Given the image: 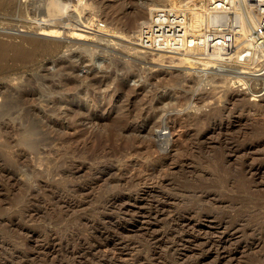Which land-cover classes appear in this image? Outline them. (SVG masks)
<instances>
[{
	"label": "rangeland",
	"instance_id": "1",
	"mask_svg": "<svg viewBox=\"0 0 264 264\" xmlns=\"http://www.w3.org/2000/svg\"><path fill=\"white\" fill-rule=\"evenodd\" d=\"M5 1L0 40L31 50L0 54V264H264L259 56L242 64L224 52L139 45L156 10L201 0ZM29 38L39 41L33 49ZM236 69L250 72L239 80ZM72 77L81 97L74 105L88 106L75 118L62 84ZM8 89L25 94L22 107L36 105L35 134L25 132L32 114L2 112ZM128 107L153 114L151 132L141 116L106 143ZM91 115L107 118L101 135L84 121ZM212 115L220 121L205 125ZM99 139L115 165L103 178L89 159ZM72 161L88 167L73 177ZM244 163L257 173L242 174ZM113 195L120 199L106 204Z\"/></svg>",
	"mask_w": 264,
	"mask_h": 264
},
{
	"label": "built area",
	"instance_id": "2",
	"mask_svg": "<svg viewBox=\"0 0 264 264\" xmlns=\"http://www.w3.org/2000/svg\"><path fill=\"white\" fill-rule=\"evenodd\" d=\"M193 12L230 18L212 25L210 31L193 30ZM99 27L106 25L99 22ZM137 40L142 48L151 51H222L233 55L246 52L250 58L256 53L258 65L253 71L264 80V0H201L189 2L187 8H161L150 23L141 27Z\"/></svg>",
	"mask_w": 264,
	"mask_h": 264
},
{
	"label": "bare ground",
	"instance_id": "3",
	"mask_svg": "<svg viewBox=\"0 0 264 264\" xmlns=\"http://www.w3.org/2000/svg\"><path fill=\"white\" fill-rule=\"evenodd\" d=\"M0 4L3 6L6 3L5 0H0ZM12 4V3H11ZM5 7V6H3ZM218 15H201L200 13L198 12H193L191 13V18H190V26L191 28L193 29V27H195L196 25H199V30H202V29H205L206 31H210L211 28H212V25H216L217 23H215V18L217 17ZM226 18V17H225ZM230 18V17H229ZM227 19V18H226ZM225 19V20H226ZM234 19H236L234 17ZM99 21V20H98ZM151 22V21H150ZM149 22V23H150ZM104 29V28H103ZM140 32V31H139ZM138 37H139V33H138ZM30 39V40H29ZM28 41L30 42L31 44V47L32 49L35 48L38 44L37 40L36 39H32V38H29ZM138 39V38H137ZM47 41V40H46ZM50 43V42H49ZM9 48H13L19 55H22L24 56L25 54H27L30 50L26 49L23 44H19V43H6V42H3L0 40V54H3L5 53ZM185 51H188L190 53H195L196 51L194 50H185ZM213 53L217 52V54L219 53H222V51H212ZM225 53V52H224ZM243 54V57H244V54H246V52L244 53H241L239 55L236 56V59H240V61H242L241 63L243 64L244 61H252V64H253V57L252 58H243L241 59V55ZM256 56V55H255ZM247 57V56H246ZM256 58V57H255ZM256 60V59H255ZM255 62V61H254ZM62 63V62H61ZM68 64V63H67ZM246 64V63H245ZM250 65V63H249ZM256 65V64H255ZM254 65V66H255ZM68 66V65H67ZM71 66V65H69ZM119 69V68H118ZM65 70V69H64ZM66 71V70H65ZM69 71V70H68ZM71 71V70H70ZM76 72V71H75ZM74 72V73H75ZM236 74L234 75V77H238L239 80H243V78L246 76V74L248 73L249 74V70H240V69H236L235 70ZM66 73V72H65ZM258 74V73H257ZM70 75V74H69ZM256 75V74H255ZM72 76V75H71ZM87 76V75H86ZM248 76V75H247ZM91 77V76H90ZM95 77V76H94ZM258 77V76H257ZM255 77V78H257ZM92 78V77H91ZM259 78V77H258ZM257 78V79H258ZM80 79V78H79ZM88 79H89V75H88ZM87 79V80H88ZM98 79V78H97ZM100 79V78H99ZM256 79V80H257ZM85 80V78H84ZM95 80V79H94ZM83 81V80H82ZM107 81V80H106ZM93 82V81H91ZM95 82V81H94ZM98 82V81H97ZM51 83V82H50ZM104 83V82H103ZM32 84V83H31ZM46 84V83H45ZM49 84V83H48ZM47 84V85H48ZM64 85H67L66 88L67 90H69L71 96H70V100L68 102V105L71 107V109H73V112H72V117L75 118L78 114H81L82 112H84L88 106H81V107H76L74 104L75 102L80 99L81 97L79 96V90H77V84L78 83V80L77 78H73L71 80H69L67 82V84L65 83H62ZM86 84V83H84ZM91 84V83H89ZM94 84V83H93ZM96 84V83H95ZM94 84V85H95ZM107 84V83H106ZM80 85V84H79ZM30 86V85H29ZM92 86V85H91ZM52 87V86H51ZM79 87V86H78ZM100 87V86H99ZM44 88V87H43ZM98 88V87H97ZM10 89V88H9ZM6 92V101L4 103H2L4 106V110L2 112L4 113H8V112H11L12 109L14 108H18L20 107V115L22 114V116H20V118L23 120L24 118H26L27 116H29L30 114H32V116L34 118H31L30 119V122L25 126V132H31L33 134H35V122L37 121L36 119V111H38L36 105H32L30 107H27V108H24L22 107L23 104V101H25V97L24 96L25 94L20 92V93H17L15 96L14 93H11V90H9ZM29 89V87H28ZM79 89V88H78ZM88 89V88H87ZM94 89V88H93ZM99 89V88H98ZM6 90V89H5ZM36 90V89H35ZM96 90V88H95ZM14 92V91H13ZM127 92V90H126ZM130 92V91H129ZM127 92V93H129ZM24 94V95H23ZM32 94V93H31ZM29 95V94H28ZM125 95V94H124ZM130 95V94H129ZM32 96V95H31ZM30 96V97H31ZM33 96H35L33 94ZM128 96V95H127ZM28 98V97H27ZM33 98V97H32ZM36 98V97H34ZM129 99V98H128ZM29 102L31 101L30 99H28ZM27 100V101H28ZM26 101V102H27ZM36 100L33 99V101L31 102H35ZM30 102V103H31ZM57 105V102H54L52 104V106H56ZM104 104H99L97 108H100L102 107ZM2 107V106H1ZM133 108V107H132ZM137 108V107H136ZM134 109V108H133ZM133 109L129 108L126 110V112H124L123 114L120 115V117L117 119L118 122L116 124V126L114 127V131H110L109 135H108V140L109 142H106V143H110L111 139L112 138H116V136H119V137H126V134L133 131L134 130V125L136 124V122H138L139 119H141V116L143 117V125H144V129H142L143 133H150L151 132V129H152V126L154 125L153 123V114H149V112L145 113V114H142V111H139V113L134 114L133 113ZM3 114V113H2ZM134 114V115H133ZM155 114V113H154ZM134 116V117H133ZM133 117L134 121L133 122L134 124H131L129 126H127L126 124V120ZM205 125L207 124L208 126H212V125H216L219 118H218V115H212V116H207L205 117ZM106 119L107 118H102V117H98V116H95V115H91L90 117L88 118H85V120L89 121V123L91 124H94V123H98L99 126L101 127L99 131L95 132V136H98V135H101V133L103 132L104 128H105V124H106ZM151 119V120H150ZM220 121V120H219ZM230 126V125H229ZM24 131V130H23ZM167 136V133L166 132H160L159 135H158V139H164L166 138ZM162 141V140H160ZM105 142L103 143L101 139H99V144H98V147L90 154V157L89 159L91 161H96V165L94 167H92L91 171L97 175V177H105L107 175H110L111 172H113V170L115 169V165L110 162V153L112 152V149L106 144ZM37 145H38V141L37 140H31L29 141V147L31 148L32 151H36L37 149ZM88 167L87 164L85 163H79L77 164L75 161H72L70 162V169H69V173L74 177L76 174H78L79 172L81 171H84L86 168ZM246 163H244L240 169V172L243 174L247 172H249V174L252 173V175H255L257 172H255L253 169V167H251L249 170H246ZM69 174V175H70ZM124 181H127L128 180V177H124L123 178ZM133 179L130 178V180H128V184H130V182H132ZM73 186V192H77V191H80V190H83V187L78 185L77 186V183H73L72 184ZM120 199V196L119 195H113L111 196L108 200H106V204L107 203H115V200H119ZM218 245V244H217Z\"/></svg>",
	"mask_w": 264,
	"mask_h": 264
}]
</instances>
